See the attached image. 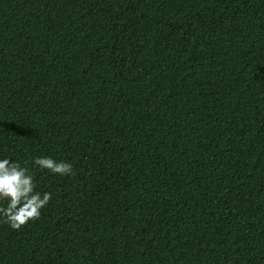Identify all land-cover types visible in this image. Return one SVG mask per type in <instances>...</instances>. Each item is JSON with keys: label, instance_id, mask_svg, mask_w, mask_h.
Instances as JSON below:
<instances>
[{"label": "trees", "instance_id": "1", "mask_svg": "<svg viewBox=\"0 0 264 264\" xmlns=\"http://www.w3.org/2000/svg\"><path fill=\"white\" fill-rule=\"evenodd\" d=\"M9 156L0 264H264V0H0Z\"/></svg>", "mask_w": 264, "mask_h": 264}, {"label": "clouds", "instance_id": "2", "mask_svg": "<svg viewBox=\"0 0 264 264\" xmlns=\"http://www.w3.org/2000/svg\"><path fill=\"white\" fill-rule=\"evenodd\" d=\"M31 165L46 169L52 175H71L73 164L52 156H35ZM52 199V193L37 191L27 162L24 165L12 157H0V222L18 229L31 219L39 218Z\"/></svg>", "mask_w": 264, "mask_h": 264}]
</instances>
